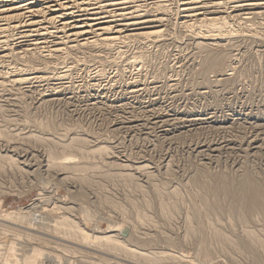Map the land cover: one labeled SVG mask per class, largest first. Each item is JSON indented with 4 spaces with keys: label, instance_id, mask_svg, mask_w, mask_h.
<instances>
[{
    "label": "rangeland",
    "instance_id": "rangeland-1",
    "mask_svg": "<svg viewBox=\"0 0 264 264\" xmlns=\"http://www.w3.org/2000/svg\"><path fill=\"white\" fill-rule=\"evenodd\" d=\"M133 1L163 19L138 26L157 37L59 57L1 37L0 264H253L243 239H264V191L243 210L217 176L264 185V14L224 5L197 22L185 0Z\"/></svg>",
    "mask_w": 264,
    "mask_h": 264
},
{
    "label": "bare ground",
    "instance_id": "bare-ground-1",
    "mask_svg": "<svg viewBox=\"0 0 264 264\" xmlns=\"http://www.w3.org/2000/svg\"><path fill=\"white\" fill-rule=\"evenodd\" d=\"M133 2H134L133 0H0V40H2L1 37L3 35L4 36L8 35V33L11 30L12 31L13 30H19V31H17L18 34L21 35V36L20 35L19 36L23 37V38H27L29 41L28 46H30V48H26L25 51L24 50L22 51L23 55L24 54L26 55L29 53V55L33 54V55L37 56L38 54L36 55L35 53H39V55H40V53L45 52L49 56L50 55L51 56L56 55L59 57L60 54H62L64 51H66V48H69L72 50L73 49L76 50L77 48L79 50V48H81V47H84V48L85 47H87V48L88 47H95L96 48L97 45H100L98 40L101 41L100 42L101 44L106 43L105 45H107L109 42H114V41L116 42L118 40H124L125 38H129V37H133V36L140 37V36L155 35L157 37L156 34L159 35V33H161L160 31L156 30V31H152V32H141V31L139 32L138 26L140 27V25H142V24H149V23H154V22H156V23L159 22L158 24H161L160 22H162L163 19L161 17H159L158 19H157V17H154L151 19V18H148L149 16H145L142 13L140 14V10L135 9V7L132 5ZM152 2H153V4H155V6L157 5V8L159 7L158 5H160V7L166 6L164 4L165 2L163 0H152ZM182 3L184 5L183 11L185 12L184 14H186L185 16L189 17L190 21L196 20L197 22H199L198 21L199 18L197 16L202 14L200 12L201 10L208 11L209 7H213L214 9H218L219 7H223L224 5H230L234 11L245 10V12H242V14H244V16H245L244 19H246L247 21H248V19H250L254 15H257V14L259 15L260 13L264 14V0H213L210 2H206L204 0H185V2H182ZM208 3H210V4H208ZM111 8H113L112 9L113 11L110 10ZM163 8L166 9V7H163ZM162 9H160V10H162ZM204 15H207V14H204ZM239 15H241V14H239ZM206 17L207 16H205L203 18L204 22L209 20V21H211L210 23L215 21V23L217 24L216 20H219V21H221L220 23L223 24L222 26L229 25V21L227 19L229 16H221V17L219 16L216 18H213V17L206 18ZM240 20H243V19L241 18ZM219 21H218V23H219ZM186 23H188V22H186ZM192 23L193 22H190L186 25L188 27L192 28L193 24H194V23L193 24ZM213 25L217 26L214 23H213ZM213 25H212V27H213ZM207 29H208V27H207ZM136 30H138V32H136ZM51 34H52V36H53V34H56L55 37L57 36V38H58V41L54 44H50V42L48 41V38L50 37ZM4 36H3V38H4ZM155 36H153V37H155ZM2 42L3 41H0L1 45H2ZM119 42H121V41H119ZM209 42H206L207 43L206 44L205 42H200V40H199L198 44L202 48H205L206 46L210 45V44H208ZM100 46L102 47V45H100ZM104 48H106V47H104ZM6 49L7 48H5V47H4V49H2V53H3L2 57H7L9 55V52H6ZM69 49H67V50L69 51ZM72 50H70V51H72ZM46 54L43 53L42 56H44ZM56 56H54V57H56ZM39 57L41 58V56H39ZM22 58H24V57H22ZM44 58H46V57H44ZM220 62H221V58L216 57V58L212 59V61L210 63L218 66ZM215 65H213V66H215ZM67 71H69V70H67ZM63 72H65V70ZM25 75H26V78L25 77L21 78V77L12 76L13 78L11 79V81H13L14 83L26 82L31 77L27 76V74H25ZM64 76H66V73H60L57 77H60V78L63 77L64 78ZM0 77H1V75H0ZM3 78L6 80L5 77H3ZM41 78H43V76L40 75L39 79H41ZM135 91H139V88H138V90H135ZM53 162H55V160ZM67 162L59 161V162H56V164L55 163H53V164L69 166ZM128 173H127V175H128ZM217 177H218L217 178V181H218L217 184L220 181V183H219L220 185L218 187L219 190L223 191L225 193L226 192L229 193L230 195L233 196L232 197L233 199L236 198L238 200V202L240 203V206L243 208V210L244 209H251V211H252L253 208H256L257 205L261 204V200H260L259 196H260V191H262V192L264 191V185L256 182L257 180H254L250 175L246 174L242 178H240L238 180L239 183H237V185L235 184L236 181L234 182V180H233V182L235 184L234 185L232 180H230L229 177H227L225 174H221ZM262 195H263V193H262ZM163 208H164V206H163ZM239 211H240V209H239ZM19 214H21V213H19V211H15V210L10 211V212H6L4 214V218L5 219L17 218V216ZM245 214H247V213H245ZM240 216L242 218L245 217L244 214H242ZM63 223L65 224L66 222H63ZM119 229L122 230V228H119ZM215 232L219 233L218 230ZM221 232H220V234H221ZM245 233H246L245 236L248 237V240H245V239H243V240L247 243L248 248L253 251L252 253H254L253 264H264V256L262 254V253H264V239L260 236V234L258 232L255 233V231H253V230H246ZM109 237H110V235H109ZM110 239L113 240L112 238H110ZM103 240H105V238ZM112 242H113L114 247L119 245V243H118L119 241H117V240H113ZM252 244H253V246H252ZM113 245L111 244V246H113ZM251 259H253V258H251Z\"/></svg>",
    "mask_w": 264,
    "mask_h": 264
}]
</instances>
